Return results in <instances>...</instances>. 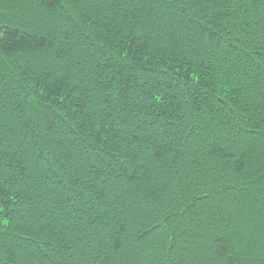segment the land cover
<instances>
[{
  "label": "trees",
  "instance_id": "trees-1",
  "mask_svg": "<svg viewBox=\"0 0 264 264\" xmlns=\"http://www.w3.org/2000/svg\"><path fill=\"white\" fill-rule=\"evenodd\" d=\"M0 264H264V0H0Z\"/></svg>",
  "mask_w": 264,
  "mask_h": 264
},
{
  "label": "snow or ice",
  "instance_id": "snow-or-ice-1",
  "mask_svg": "<svg viewBox=\"0 0 264 264\" xmlns=\"http://www.w3.org/2000/svg\"><path fill=\"white\" fill-rule=\"evenodd\" d=\"M240 166L242 167V164Z\"/></svg>",
  "mask_w": 264,
  "mask_h": 264
}]
</instances>
